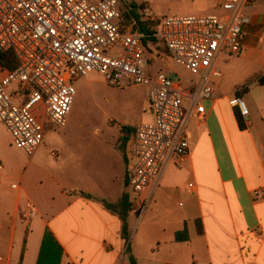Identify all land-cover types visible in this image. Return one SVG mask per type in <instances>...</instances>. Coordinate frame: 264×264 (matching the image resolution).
I'll return each instance as SVG.
<instances>
[{"label":"crops","instance_id":"1","mask_svg":"<svg viewBox=\"0 0 264 264\" xmlns=\"http://www.w3.org/2000/svg\"><path fill=\"white\" fill-rule=\"evenodd\" d=\"M244 13L242 50L228 55L238 60L244 129L234 94L226 110L223 98H212L203 115H190L188 154L168 160L146 212L128 215L136 264H264V196H254L264 195V0ZM152 120L149 112L144 122ZM11 147L0 124V264H36L46 231L63 250L61 264H129L121 222L104 203L115 205L124 194L130 157L103 183L87 172L76 182L46 171L17 173Z\"/></svg>","mask_w":264,"mask_h":264},{"label":"built area","instance_id":"2","mask_svg":"<svg viewBox=\"0 0 264 264\" xmlns=\"http://www.w3.org/2000/svg\"><path fill=\"white\" fill-rule=\"evenodd\" d=\"M120 2L0 0V52H11L17 64L13 70L0 67V124L12 146L31 157L50 127H65L75 80L97 73L111 87L146 88L153 120L134 125L125 171L130 212L138 218L150 205L168 160L188 154L187 119L192 113L203 115V103L213 98L208 79L221 77L213 69L217 57L222 52L229 56L241 52L243 26L248 22L244 12L256 0H224L220 15L157 22L153 37L168 58L199 78L188 91L165 74L151 72L152 62L143 46L146 37L124 23ZM114 49L118 57L109 56ZM237 106L246 118L248 110L240 100ZM254 196L264 195L256 190Z\"/></svg>","mask_w":264,"mask_h":264},{"label":"rangeland","instance_id":"3","mask_svg":"<svg viewBox=\"0 0 264 264\" xmlns=\"http://www.w3.org/2000/svg\"><path fill=\"white\" fill-rule=\"evenodd\" d=\"M224 0H123L122 10L134 6L137 11L143 9L146 17L158 21L169 17L220 15ZM111 57H118L117 49L108 52ZM217 62L216 71L222 78H209L208 86L212 89L213 98H223L225 110L227 98L241 96V85L238 83V60L222 52ZM151 59V70L160 71L182 90L188 91L198 83V76L173 63L159 49L157 58ZM155 74V73H153ZM75 96L70 113L63 129L50 127L45 133L43 144L33 156L28 157L14 147L8 151L10 162L16 172L24 169L52 172L71 181H78L79 172L89 173L92 182L103 183L113 173L120 175L124 167V157H130V140L132 134L121 133L122 128H133L145 121L149 115L147 89L139 86L121 88L105 84L97 73L73 82ZM15 85L9 90L11 96ZM237 105V104H236ZM185 111L190 108L184 100ZM207 108L208 102L204 103ZM211 124V123H210ZM130 160V159H129ZM183 181V180H181ZM126 192V188L124 190Z\"/></svg>","mask_w":264,"mask_h":264},{"label":"trees","instance_id":"4","mask_svg":"<svg viewBox=\"0 0 264 264\" xmlns=\"http://www.w3.org/2000/svg\"><path fill=\"white\" fill-rule=\"evenodd\" d=\"M123 3V0H120ZM134 6H130L128 10H122L121 14L126 25L131 26V30L136 34H142L146 38L143 40L144 52L146 57H150L154 55V59H156L159 54V49L163 48V52L167 55L165 48L159 43V41L153 37L156 32V26L158 20L155 22H150L145 20V17L142 13L143 9H138L135 11ZM149 59V58H148ZM17 66L15 59L11 52H0V67L6 70H13ZM152 73H161L160 71L151 70ZM237 100H240V96H235ZM238 110V109H237ZM235 119L238 123V127L240 130L244 129L242 123V116L240 112L235 113ZM121 133L133 134V128L124 127L121 130ZM82 196L83 193H80ZM104 207L110 210L113 213H116L120 222H121V239L126 244V249L124 251V256L128 257L129 264H136L135 260L130 256L128 249V240H129V232L127 219L131 210V204L129 203V197L127 193H124L119 200V202L115 205H108L104 203ZM184 233H180L178 235H183ZM63 257V250L60 245L57 243L56 239L52 235L51 232L46 231L41 242L38 259L36 264H61Z\"/></svg>","mask_w":264,"mask_h":264}]
</instances>
